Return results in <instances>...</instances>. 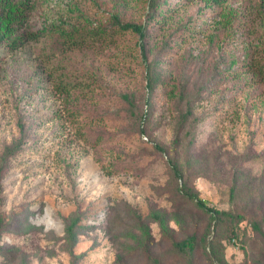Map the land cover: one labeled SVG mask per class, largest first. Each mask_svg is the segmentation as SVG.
<instances>
[{"label": "rangeland", "instance_id": "374dc122", "mask_svg": "<svg viewBox=\"0 0 264 264\" xmlns=\"http://www.w3.org/2000/svg\"><path fill=\"white\" fill-rule=\"evenodd\" d=\"M14 2L0 264H264V0Z\"/></svg>", "mask_w": 264, "mask_h": 264}, {"label": "trees", "instance_id": "16d2710c", "mask_svg": "<svg viewBox=\"0 0 264 264\" xmlns=\"http://www.w3.org/2000/svg\"><path fill=\"white\" fill-rule=\"evenodd\" d=\"M14 0H0V9L1 11H6V13L1 14L0 12V38L7 40L10 39L12 35V25L18 22V14L23 11V9H17L14 7ZM123 29L125 30H132L134 33L138 34L141 38L143 37V29L139 25H123ZM14 44V42H13ZM191 199H194L193 197H189ZM197 201V204L199 206H204L202 201H199L198 199H195ZM207 212L213 213L214 209L207 208ZM216 212V211H215ZM194 242L195 239L193 236L188 237L187 239L175 243L174 247L179 251L180 253L191 255V252L194 248Z\"/></svg>", "mask_w": 264, "mask_h": 264}]
</instances>
